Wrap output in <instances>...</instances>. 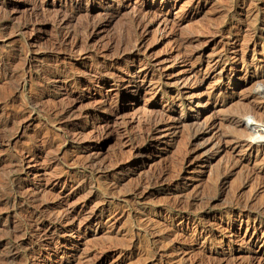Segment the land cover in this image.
I'll return each instance as SVG.
<instances>
[{"label": "rangeland", "instance_id": "obj_1", "mask_svg": "<svg viewBox=\"0 0 264 264\" xmlns=\"http://www.w3.org/2000/svg\"><path fill=\"white\" fill-rule=\"evenodd\" d=\"M260 136L264 0H0V264H264Z\"/></svg>", "mask_w": 264, "mask_h": 264}, {"label": "bare ground", "instance_id": "obj_2", "mask_svg": "<svg viewBox=\"0 0 264 264\" xmlns=\"http://www.w3.org/2000/svg\"><path fill=\"white\" fill-rule=\"evenodd\" d=\"M76 13H77V12H76ZM59 19H60V18H59ZM56 21H57V20H56ZM60 21L62 22V20H60ZM57 22H58V21H57ZM57 24H58V23H57ZM81 31H82V30H81ZM121 39H122V38H121ZM59 46H60V45H59ZM63 46H64V45H63ZM130 46H131V45H130ZM115 50H116V49H115ZM120 52H121V51H120ZM117 55H118V54H117ZM159 86H160V85H159ZM29 104H30V103H29ZM248 111H249V110H248ZM249 112H250V111H249ZM247 113H248V112H247ZM249 114H250V116H251V112H250ZM249 114H248V115H249ZM244 116H245V115H244ZM248 117H249V116H248ZM254 117H255V116H254ZM236 118H237V117H236ZM239 118H240V117H239ZM245 118H246V117H245ZM256 119H257V118H256ZM226 121H229L230 123H235L236 125L240 123V120L238 121L237 119H234V118L229 119V120L227 119ZM257 121H259V120H257ZM255 122H256V121H255ZM244 123H245V122H244ZM235 124H234V125H235ZM258 124H259V123H258ZM260 124H261V123H260ZM236 125H235V126H236ZM247 126L249 127V125H247ZM247 126H246V127H247ZM238 127H239V126H238ZM254 127H255V126H254ZM239 128H240V127H239ZM241 128H242V127H241ZM237 129H238V128H237ZM242 129H243V128H242ZM246 130H247V129H246ZM237 131H239V130H237ZM252 131H254V130H252ZM244 132H245V130H244ZM254 132H255V131H254ZM255 133H256V132H255ZM248 134H249V133H248ZM259 134H260V133H259ZM259 134H257V136H258ZM262 135H263V134H262ZM199 137H200V136H199ZM200 138H201V137H200ZM202 138H203V137H202ZM258 138H259V137H258ZM260 138H261V136H260ZM260 138H259V139H260ZM262 138H264V137H262ZM262 138H261V139H262ZM253 140H256V139L253 138ZM253 140H252V141H253ZM256 141H257V140H256ZM250 145H251V144H250Z\"/></svg>", "mask_w": 264, "mask_h": 264}]
</instances>
